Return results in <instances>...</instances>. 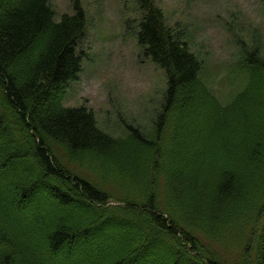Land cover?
<instances>
[{"label":"trees","instance_id":"1","mask_svg":"<svg viewBox=\"0 0 264 264\" xmlns=\"http://www.w3.org/2000/svg\"><path fill=\"white\" fill-rule=\"evenodd\" d=\"M51 1L0 0V264H264L260 53L242 48L245 86L222 105L185 31L141 0L136 42L166 85L153 139L115 138L62 105L86 19ZM111 184L137 194L114 199Z\"/></svg>","mask_w":264,"mask_h":264},{"label":"rangeland","instance_id":"2","mask_svg":"<svg viewBox=\"0 0 264 264\" xmlns=\"http://www.w3.org/2000/svg\"><path fill=\"white\" fill-rule=\"evenodd\" d=\"M153 1L164 14L167 26L188 35L190 50L203 61V84L222 105L229 104L246 83V72L238 65L242 48L247 53H260L264 60V0ZM139 2L51 1L57 18L72 14L77 3L86 19L84 34L77 43L82 70L64 91L62 105L91 111L98 128L115 138H123L132 127L153 139L166 85L163 71L142 55L136 42ZM190 129L187 124L185 130ZM6 145L0 133V150ZM82 168L78 169L82 176L95 182L99 179L93 168ZM157 171L152 169V174ZM105 190L114 199L137 194L134 188L123 189L116 184ZM114 199L110 205L116 203Z\"/></svg>","mask_w":264,"mask_h":264}]
</instances>
